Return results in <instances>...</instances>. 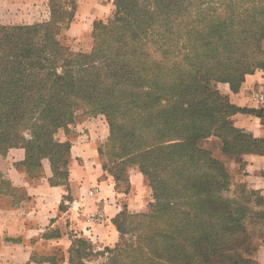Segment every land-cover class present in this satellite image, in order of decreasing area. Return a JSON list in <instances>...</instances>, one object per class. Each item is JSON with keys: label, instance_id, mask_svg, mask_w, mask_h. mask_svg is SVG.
<instances>
[{"label": "trees", "instance_id": "obj_1", "mask_svg": "<svg viewBox=\"0 0 264 264\" xmlns=\"http://www.w3.org/2000/svg\"><path fill=\"white\" fill-rule=\"evenodd\" d=\"M48 2L47 20L0 24V158L23 146L28 169L48 157L65 176L70 142L54 134L80 108L104 114L108 144L139 165L152 201L149 212L122 208L119 240L97 264H249L225 250L249 221L264 224V209L203 143L215 136L227 154H264V139L232 120L240 110L264 118V108L242 109L219 88L238 91L264 69V0H114L90 52L76 56L59 38L74 6ZM89 244L76 240L71 264H88Z\"/></svg>", "mask_w": 264, "mask_h": 264}, {"label": "crops", "instance_id": "obj_2", "mask_svg": "<svg viewBox=\"0 0 264 264\" xmlns=\"http://www.w3.org/2000/svg\"><path fill=\"white\" fill-rule=\"evenodd\" d=\"M9 1L12 7L15 3ZM47 1L32 0L33 9ZM76 1L74 20L65 33L80 38L91 33L95 20L111 13L114 0ZM2 4L0 0V14ZM50 15L49 7L45 20ZM2 17V24L44 21L30 17L24 21V16L11 13ZM92 44L90 41L88 49ZM219 88L242 109L264 108V101L257 99L258 93L264 95V69L246 75L238 91L228 83H221ZM97 120L96 124L77 123L71 135L62 132V141L70 142L65 176L59 175L48 157L41 159L37 169H28L23 146L12 147L1 156L0 264H71L70 251L78 238L86 237L95 246H113L119 239L114 219L122 208L126 206L132 213L147 210L151 192L143 173L130 170L128 192H120L114 178L105 173L99 148L109 135V127L101 117ZM232 120L236 127L264 139V118L240 110ZM241 157L244 169L236 184H243L247 193L257 197L256 208L263 210L264 154L245 153Z\"/></svg>", "mask_w": 264, "mask_h": 264}, {"label": "rangeland", "instance_id": "obj_3", "mask_svg": "<svg viewBox=\"0 0 264 264\" xmlns=\"http://www.w3.org/2000/svg\"><path fill=\"white\" fill-rule=\"evenodd\" d=\"M13 3L15 4L11 7L10 6L11 3L9 0H3V4L1 5L2 13L0 14L1 25L5 20L2 17V14L3 16L8 15V13L17 16H24L23 18L24 21L30 20V18H35V19L39 18L45 20L49 15L48 1L45 2L44 4H38L39 7H37L38 5L36 4L35 6L37 7V9L36 8L33 9L34 6L32 5V0H13ZM72 6H74L76 12L77 9L76 0H63V5L61 7L66 8L67 10L70 11L72 10ZM114 11H115V3L113 1V9L111 13H109L106 17L102 19L95 20L93 22V28L91 33L86 37L79 38L77 36L72 37L66 35L65 30L70 27L75 16L71 17L67 26L61 25V28L59 29L60 31L59 38L61 44L68 47L67 54H69L70 56H76L79 53L90 52L91 48L88 49L87 45L90 43V41L93 43L94 24L101 20L107 21L113 15ZM75 12H73V15H75ZM33 13H35V15ZM77 112H78L77 118L74 123L69 124L68 127L59 128L58 131L54 134V138L56 141L64 142L62 141V134H63L62 132L66 130L67 133L71 135V132L77 123L79 124L85 121H89L96 124L98 121L97 119L101 117L103 120H105V124H107L108 126L104 114L101 113L90 114L87 112L85 108H80L78 109ZM224 143L225 142L222 139L214 136L209 138L207 141H204L203 144L207 148L211 149V151L215 156L221 158L226 163V165L227 163H229L228 169L231 175L234 176L236 182V178L237 177L239 178L241 176V171L244 169V161L240 154L234 156L225 153ZM100 161L102 163L105 173H107L109 176L114 178L117 188L120 190V192H128V190L130 189V170L135 169V170H139L142 173L138 164L132 163L130 161L124 162L125 160L119 157L116 154V151L112 150V147L108 144L107 140L103 142L100 146ZM145 177L148 182V177L146 175ZM235 190L237 189L235 188L232 190V192L228 193V196L230 198L231 196L232 197L234 196V193L237 194V191L234 192ZM150 192H151L150 195V202H151L152 201L151 188H150ZM150 210H151V206L148 207L146 212H149ZM253 213L263 214L261 210H252V213L250 212L251 214L250 216H253L252 215ZM248 215L249 213L247 214V216ZM249 222L250 223L246 225V232L243 234L241 233L240 236L232 240V244L226 247L225 252L227 253V255L233 257L234 259L239 258L241 260H250L249 264H264V224H261L260 223L261 221H257L255 219H252ZM87 239L88 238H86V240ZM89 245L90 247L86 248V252L88 253V255L84 257V259L88 262V264H97L105 261L106 258L105 256H107V254L102 255L99 252L103 251L104 248L107 246L104 245L95 246L91 242ZM114 246L115 245L111 247Z\"/></svg>", "mask_w": 264, "mask_h": 264}, {"label": "built area", "instance_id": "obj_4", "mask_svg": "<svg viewBox=\"0 0 264 264\" xmlns=\"http://www.w3.org/2000/svg\"><path fill=\"white\" fill-rule=\"evenodd\" d=\"M257 99L260 101H264V95L262 93H258L257 94ZM91 193H93V191H91Z\"/></svg>", "mask_w": 264, "mask_h": 264}]
</instances>
